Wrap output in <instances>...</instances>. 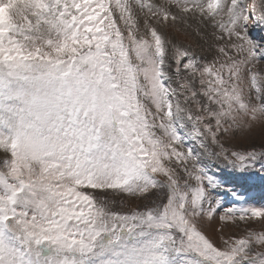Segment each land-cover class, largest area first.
Returning <instances> with one entry per match:
<instances>
[{
  "label": "snow or ice",
  "instance_id": "snow-or-ice-1",
  "mask_svg": "<svg viewBox=\"0 0 264 264\" xmlns=\"http://www.w3.org/2000/svg\"><path fill=\"white\" fill-rule=\"evenodd\" d=\"M256 192L264 0H0V264H264Z\"/></svg>",
  "mask_w": 264,
  "mask_h": 264
},
{
  "label": "rangeland",
  "instance_id": "rangeland-1",
  "mask_svg": "<svg viewBox=\"0 0 264 264\" xmlns=\"http://www.w3.org/2000/svg\"><path fill=\"white\" fill-rule=\"evenodd\" d=\"M182 39H186V42L188 43H193L195 44L196 41H197V38L194 37V36H188V37H181ZM259 67V66H258ZM256 199L253 200L252 202L253 203H260L262 201H264V197H261L260 193L259 192H256L253 194ZM248 225H245V224H241L240 227L238 229H236L235 231L239 232L240 234H242V230L247 227ZM251 227L257 229V230H262L264 229V223H261V222H254V223H251Z\"/></svg>",
  "mask_w": 264,
  "mask_h": 264
}]
</instances>
